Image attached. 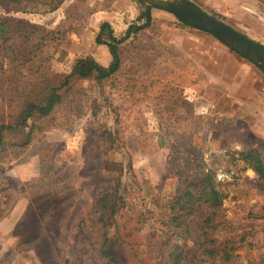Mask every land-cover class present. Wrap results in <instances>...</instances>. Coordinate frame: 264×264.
Returning <instances> with one entry per match:
<instances>
[{"label": "rangeland", "instance_id": "obj_1", "mask_svg": "<svg viewBox=\"0 0 264 264\" xmlns=\"http://www.w3.org/2000/svg\"><path fill=\"white\" fill-rule=\"evenodd\" d=\"M109 1L115 0H70L66 6L58 0L0 2V19L59 31L55 39L46 31L0 39V123L15 122L28 82H59L86 55L109 63L108 49L95 42L107 16L97 9H106ZM187 1L264 45L261 2ZM131 2L136 18L146 6ZM110 13L113 34L120 37L135 18L115 22L118 15ZM150 16L148 29L120 45L121 68L114 79L98 85L92 77L72 78L54 125L36 133L21 156L13 157L14 137L7 138L0 152V264H107L96 213L88 216L86 208L114 186L115 170L120 168L125 216H131L130 208L132 217L141 212L149 232L180 182L199 175L196 162L221 184L224 234L239 246L234 251L239 264H264V218L249 215L262 214L264 182L233 161L246 148L264 156V72L166 11L150 8ZM92 100L98 104L94 116ZM104 129H117L123 143L106 154ZM202 214L196 208L189 223Z\"/></svg>", "mask_w": 264, "mask_h": 264}, {"label": "trees", "instance_id": "obj_2", "mask_svg": "<svg viewBox=\"0 0 264 264\" xmlns=\"http://www.w3.org/2000/svg\"><path fill=\"white\" fill-rule=\"evenodd\" d=\"M15 1L17 0H0L4 3ZM184 1L197 7L187 0ZM257 1L264 4V0ZM61 2L62 0H58L57 4L60 5ZM58 5L51 10L56 9ZM175 17L183 25L191 27L183 19ZM150 24V8L147 7H143L120 37L113 34L108 22L102 21L95 35V42L108 49L110 61L107 65H102L92 56L86 55L76 58L69 72L59 82L44 78L24 85L15 122L0 123V152L6 150L7 138L13 136L10 147L13 149V157L17 158L28 149L36 133L41 132L44 127L54 125V112L70 96L72 78L92 77L98 85L114 79L121 68L120 45L137 32L148 29ZM38 31H46L51 39H55V35L59 33L55 29L45 30L41 26L31 25L14 17L0 19V39L3 41H6L5 35H14L22 40ZM16 57L23 59L26 56L18 53ZM81 98H84V95H81ZM91 105L94 116L98 104L92 100ZM114 116V122L120 123L116 112ZM101 135L104 154L123 145L117 129H104ZM237 155V158L232 156L234 163H239L242 170L250 169L259 181L264 182V156L252 148L238 150ZM110 165L107 163V167ZM110 169L113 170L112 167ZM194 169L200 171L199 175L186 177L180 182L173 196L158 212L155 219L157 225H151L149 232L144 231L146 220L141 212H135L132 217L133 211L130 208L131 216H125L123 209L126 204L120 194V168L115 170L118 175L114 186L86 208L88 216L96 213L95 223L101 237L100 254L107 264H239V256L234 253L239 246L232 244L224 234L226 230L223 228L221 213V184L216 181L212 171L202 168L199 162H196ZM158 200L159 198L156 203ZM196 208H201L203 214L200 220L191 225L189 218ZM249 215L264 218V208L260 216ZM245 236L242 235L239 242H243Z\"/></svg>", "mask_w": 264, "mask_h": 264}, {"label": "water", "instance_id": "obj_3", "mask_svg": "<svg viewBox=\"0 0 264 264\" xmlns=\"http://www.w3.org/2000/svg\"><path fill=\"white\" fill-rule=\"evenodd\" d=\"M147 8H157L183 19L191 27L205 32L264 71V47L184 0H139Z\"/></svg>", "mask_w": 264, "mask_h": 264}, {"label": "crops", "instance_id": "obj_4", "mask_svg": "<svg viewBox=\"0 0 264 264\" xmlns=\"http://www.w3.org/2000/svg\"><path fill=\"white\" fill-rule=\"evenodd\" d=\"M70 0H62L61 4H64V6H66L67 3H69ZM111 5H109L108 7H106V9H97V11L101 12L102 10L107 12V16H102V21H106L108 23H110V25L112 24L111 20L113 19V15H111L110 12H113L115 15L117 14L115 22H123V20H128L130 18H135V16L137 15V7L135 5V3L131 2V0H115L113 3L110 1L107 2ZM55 10V9H54ZM59 11L62 10V8L58 9ZM57 10V11H58ZM129 24V23H128ZM128 26V25H127ZM238 83V82H237Z\"/></svg>", "mask_w": 264, "mask_h": 264}]
</instances>
